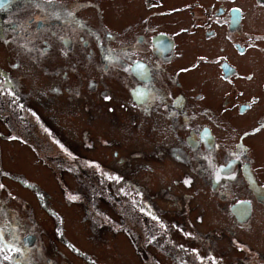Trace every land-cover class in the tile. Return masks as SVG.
Wrapping results in <instances>:
<instances>
[{
    "label": "flooded vegetation",
    "instance_id": "1",
    "mask_svg": "<svg viewBox=\"0 0 264 264\" xmlns=\"http://www.w3.org/2000/svg\"><path fill=\"white\" fill-rule=\"evenodd\" d=\"M108 1L109 6L105 0H6L0 10V52L1 43L13 48L15 69L22 50L31 63L46 64L44 75L53 81L49 89L53 97L71 102L87 97L86 83L89 94L96 93L110 112L115 111L110 103L118 100L120 108L156 127L151 136L158 138L156 156L190 169L197 184L194 190L205 192L223 221L231 224L228 235L231 230L244 239L254 233V244L230 235L239 256L227 255L225 264H264V129L244 135L264 123V7L257 0ZM233 8L241 9L238 23ZM73 75L78 84L71 80ZM248 75L254 78L240 79ZM1 84L11 88L13 100L19 102L22 92L16 94L17 83L4 79ZM137 92L143 103L135 99ZM253 97L258 103H251ZM16 101L6 108L19 112ZM2 108L1 112L8 110ZM13 111L11 116L19 122ZM33 112L31 107V119L37 122ZM7 118L16 126L15 119ZM134 123L130 119L126 126ZM40 125L52 130L51 140L72 149L44 119ZM1 174L0 169V184ZM122 205L129 206L128 201ZM143 206L148 243L160 239L163 251L177 250L170 229L174 224L153 219L148 200L143 199ZM20 227L18 222L7 229L1 226L0 189V246L14 250L12 261L2 255L7 248L0 251V264H64L45 261L43 255L50 254L47 247H36L30 255L34 247H17ZM68 248L81 257L78 249ZM146 255L143 264H149ZM185 259L184 254L182 263Z\"/></svg>",
    "mask_w": 264,
    "mask_h": 264
},
{
    "label": "rangeland",
    "instance_id": "2",
    "mask_svg": "<svg viewBox=\"0 0 264 264\" xmlns=\"http://www.w3.org/2000/svg\"><path fill=\"white\" fill-rule=\"evenodd\" d=\"M105 2L109 6V1ZM19 54L23 58L15 69V51L1 43L0 85L8 89L1 81L13 79L18 85L16 94L21 90L25 103L21 107L12 97L0 96V117L6 123L7 116L15 119L11 116L13 110L6 107L16 101L20 111H13L15 115L23 123H36L31 119L32 107L55 135L68 142L72 149L67 152L72 156L51 140V132L46 133L40 125L27 128L15 119L21 126L18 130L12 124L6 127L0 119L4 185L1 226L7 229L19 223L22 235L17 247H23L25 234L31 233L37 243L29 255L34 254L36 247H47L50 254L43 255L45 261L51 258L64 264H143L148 254L149 264H225L227 255L234 259L239 256L237 243L230 235L242 243L254 244L253 232L244 239L245 235L231 230L228 235L231 224L223 221L220 210L205 192L194 190L196 179L187 166H180L167 156H156L158 138L151 137L157 132L156 127L120 108L118 100L110 103L115 107L110 112L96 93L89 94L86 83L83 92L87 97L74 102L63 96L53 97L49 93L53 81L44 75L46 64L31 63L24 50ZM71 80L79 82L77 75ZM255 88L258 89L257 84ZM2 107L8 110L1 112ZM130 119L136 123L129 128L126 122ZM13 136L30 143L13 140ZM118 199H128L129 206L118 203ZM143 199L156 212L152 217L174 224L170 229L172 239L179 245L177 250L167 252L164 247L163 251L160 239L149 243L145 239L144 224L136 214L139 208L135 204L143 206ZM54 233H58L59 240ZM68 247L78 249L81 257Z\"/></svg>",
    "mask_w": 264,
    "mask_h": 264
},
{
    "label": "snow or ice",
    "instance_id": "3",
    "mask_svg": "<svg viewBox=\"0 0 264 264\" xmlns=\"http://www.w3.org/2000/svg\"><path fill=\"white\" fill-rule=\"evenodd\" d=\"M5 3H6V0H0V10H3ZM257 3H258L261 7H264V0H257ZM240 13H241V9H240V8H233V9H232V14H233V16H234V22H236V23L239 22V20H240V18H241V17H240ZM69 15H71V14H69ZM262 39H264V38H262ZM252 47H255V44H253ZM243 54H244V53L241 52V55H243ZM205 59H206L205 57H200V60H201V61H204ZM217 63H219V61H217ZM140 69H141L140 75H141L142 77H144V76L146 75V73L144 72V66H143V65H140ZM126 70H127V69H126ZM184 71H187V69H185ZM233 74H234V73H233ZM253 78H254V77H253L252 75H248V76H246V77H243V76L240 77V79H247V80H249V81L252 80ZM8 83H10V81H9ZM3 95H8V96L12 97L13 99L15 98V92L12 91L11 88L5 89L2 85H0V96H3ZM241 95H243V93H241ZM134 97H135V99H136L138 102H140V103H143V102H144V97H143L139 92L134 93ZM106 99H110V97H106ZM251 103H252V104H256V103H258V100H257L255 97H253ZM21 107H22V106H21ZM224 110H225V111H228L227 108H225ZM244 111H246V109H242L241 114H243ZM32 115H33L34 117H36L37 120H39V117L37 116V114H36L35 112H33ZM261 129H264V123H261L260 126L257 127L256 129H254L251 133H247V132H246L244 135H245V136L250 135V134H251V135H254V134H256L257 132H259ZM11 139H13V140H17V139H20V138L17 137V136H13V137H11ZM60 147H61V149H62L63 151H66V152H67V149H65L63 145H60ZM237 147H241V146H240V145H237ZM67 154H68L69 156H72V153H71V152H67ZM109 179H112V178L109 177ZM115 179H116L117 181H119V178H118V177H116ZM185 183H190V181H185ZM3 188H4V185H3V184H0V189H3ZM146 214H147V213H146ZM153 219H156V218L153 217ZM161 227H163V225H161ZM2 240H3V232L0 231V241H2ZM8 251L11 252V251H12V248H9ZM4 258H5L6 260H7V259H11V257H9V256H5Z\"/></svg>",
    "mask_w": 264,
    "mask_h": 264
},
{
    "label": "trees",
    "instance_id": "4",
    "mask_svg": "<svg viewBox=\"0 0 264 264\" xmlns=\"http://www.w3.org/2000/svg\"><path fill=\"white\" fill-rule=\"evenodd\" d=\"M19 99V102L21 103V104H24L25 102H24V100H23V96L22 95H20V97L18 98ZM23 107V106H22ZM36 113V112H35ZM37 114V113H36ZM37 116L39 117V120L36 122V124H38V125H40L41 124V120L43 119L40 115H38L37 114ZM34 117V116H33ZM34 118H36V117H34ZM0 119L1 120H5L4 118H2V117H0ZM19 122L21 123V124H23L22 126H24V127H27V128H31L32 126H31V123H30V120H25L24 121V123L21 121V119L19 120ZM14 125L13 124V122H9L8 124H7V126H9V127H12V125ZM6 126V125H5ZM6 126V127H7ZM41 126V125H40ZM40 126H38V127H40ZM44 128L45 129V131H46V133H47V131L49 130L50 132H52V130H50L49 128L48 129H46L44 126H41L40 128ZM20 128H21V126L20 125H17L16 124V129H18V130H20ZM1 154V153H0ZM101 185V184H100ZM133 194H136V193H133ZM118 201V203H122V204H125L127 201H128V199L127 200H125V199H118L117 200ZM129 201H130V199H129ZM130 202H134L133 201V199L130 201ZM135 204H137L138 205V208H139V211L136 213L137 215H139V216H141L142 218H141V223H143L144 225H143V228H144V232H143V234H145V231H146V225H145V220H144V217H143V209L145 210V206H142V205H140L139 203H136L135 202ZM132 205V204H131ZM128 207V206H127ZM132 207H134V204L132 205ZM104 222H106L105 220H103ZM111 222V221H110ZM1 244V243H0ZM5 248H7V250L5 251V252H3L4 251V249ZM8 247H3V246H0V251L1 252H3L4 254H2L4 257L5 256H9V257H12L11 255H12V253L14 252V250H12L11 252H9L8 251ZM7 261H12V258L11 259H7Z\"/></svg>",
    "mask_w": 264,
    "mask_h": 264
},
{
    "label": "water",
    "instance_id": "5",
    "mask_svg": "<svg viewBox=\"0 0 264 264\" xmlns=\"http://www.w3.org/2000/svg\"><path fill=\"white\" fill-rule=\"evenodd\" d=\"M33 243H34V240H33V239H27V240H26V244H27L28 246H32Z\"/></svg>",
    "mask_w": 264,
    "mask_h": 264
}]
</instances>
